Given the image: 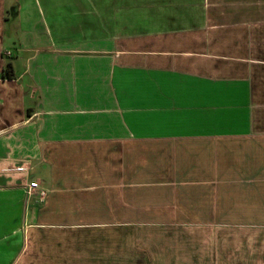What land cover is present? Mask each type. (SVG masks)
<instances>
[{
    "label": "crops",
    "instance_id": "obj_1",
    "mask_svg": "<svg viewBox=\"0 0 264 264\" xmlns=\"http://www.w3.org/2000/svg\"><path fill=\"white\" fill-rule=\"evenodd\" d=\"M101 4L0 0L10 264H264V0Z\"/></svg>",
    "mask_w": 264,
    "mask_h": 264
},
{
    "label": "rangeland",
    "instance_id": "obj_2",
    "mask_svg": "<svg viewBox=\"0 0 264 264\" xmlns=\"http://www.w3.org/2000/svg\"><path fill=\"white\" fill-rule=\"evenodd\" d=\"M109 0H102L101 16L102 20H106L109 13ZM102 25L107 22L102 21ZM27 174V173H26ZM25 173H16L10 178L15 184L23 183L24 178L28 177ZM40 170L34 165L31 172V179L41 180ZM20 175H24L20 179ZM29 199L26 196H20L18 193H0V264H10L14 261L17 251L21 246L22 234L21 228L28 219Z\"/></svg>",
    "mask_w": 264,
    "mask_h": 264
},
{
    "label": "built area",
    "instance_id": "obj_3",
    "mask_svg": "<svg viewBox=\"0 0 264 264\" xmlns=\"http://www.w3.org/2000/svg\"><path fill=\"white\" fill-rule=\"evenodd\" d=\"M17 171L19 172H24L25 168L21 167L18 168ZM39 191L40 199L43 200L46 197V192L40 189V186L37 182H31L28 184L26 188L27 195L30 196L32 195L35 191Z\"/></svg>",
    "mask_w": 264,
    "mask_h": 264
},
{
    "label": "trees",
    "instance_id": "obj_4",
    "mask_svg": "<svg viewBox=\"0 0 264 264\" xmlns=\"http://www.w3.org/2000/svg\"><path fill=\"white\" fill-rule=\"evenodd\" d=\"M4 77L8 79H12L14 77L13 67L11 64H8L4 69Z\"/></svg>",
    "mask_w": 264,
    "mask_h": 264
}]
</instances>
